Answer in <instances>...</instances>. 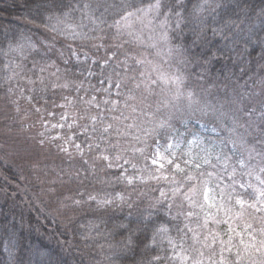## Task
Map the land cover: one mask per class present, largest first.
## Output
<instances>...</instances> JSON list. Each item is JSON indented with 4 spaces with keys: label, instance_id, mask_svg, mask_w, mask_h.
I'll return each mask as SVG.
<instances>
[{
    "label": "trees",
    "instance_id": "16d2710c",
    "mask_svg": "<svg viewBox=\"0 0 264 264\" xmlns=\"http://www.w3.org/2000/svg\"><path fill=\"white\" fill-rule=\"evenodd\" d=\"M88 2L63 0L64 6L51 8L50 0H0V264H147L156 254L166 258L163 264H181L178 257L167 259L175 256L181 244L175 226L183 228L189 224L196 228V224L183 217L173 220L163 210L158 211L159 206L148 208L159 196V189L167 190L171 185L164 181H137L132 185L105 186L93 179H83L81 183L74 175L78 170L81 178L91 175L84 171V161L91 164L93 153L87 152V134L83 131L88 122L81 119L90 106L83 101L93 96L101 101L108 99L106 88L115 99L117 90L102 81L116 66L117 59L122 61L128 50L134 54L151 52L135 42L125 43L124 49L118 51L117 44L131 41V37L125 34L114 38L115 29L108 27L111 17L104 25L90 22L82 10ZM148 2L136 0V6ZM167 2L171 4L172 0ZM197 2L183 0L189 10ZM50 16L59 17L62 23L49 20ZM204 18L208 27L199 35V25L194 21L186 20L179 29L173 23L168 29L173 49L179 46L181 52H173L174 62L199 88L196 91L206 97L204 100L223 104L229 115L235 113L244 126L239 131H247L252 142L259 137V129L264 128V0H221V7L211 15L206 12ZM226 21L235 24L222 35H215L212 29ZM52 25H57L56 31ZM83 34L89 38L84 39ZM21 36L27 40H21ZM17 44L24 45L22 52L9 51L10 46L15 48ZM65 82L69 83L68 88L53 87ZM96 111L93 108L92 114ZM203 123L206 130L196 123L188 127L215 139L228 136L227 131L220 130L232 126L230 120L212 123L205 118ZM175 125L184 132L179 123ZM88 127L90 131V123ZM213 128L217 131L213 132ZM69 137L85 147L83 157L65 143ZM157 140L164 144L162 138ZM142 164L139 162V166ZM124 167L129 173L135 171L129 165ZM119 171L109 169V176L102 178L108 179ZM105 192L123 193L129 202L136 201L139 211H151L153 221L167 223L177 249L170 248L167 240L145 249L143 242L145 236L150 241L151 228L146 233L136 231L132 244L126 245L130 230L135 229L140 218L129 215L133 209L119 200L107 209H97L94 202L87 201L88 193L103 196ZM73 200L86 203L76 205ZM195 211L201 212L199 219L203 222L206 213ZM209 227L224 229L227 225L216 226L209 220ZM188 236L192 233L188 232ZM191 243L188 239L183 246Z\"/></svg>",
    "mask_w": 264,
    "mask_h": 264
},
{
    "label": "snow or ice",
    "instance_id": "6c2138e0",
    "mask_svg": "<svg viewBox=\"0 0 264 264\" xmlns=\"http://www.w3.org/2000/svg\"><path fill=\"white\" fill-rule=\"evenodd\" d=\"M49 6L62 7L63 0H50ZM219 7L221 0H198L190 10L183 0H172L171 4L167 0H149L139 7L136 0H89L82 10L87 19L97 25L107 24V19L111 17L112 23L108 27L115 29L114 38L119 39L125 34L131 37V41L117 44L119 51L124 49L125 43L135 42L138 46L145 43L142 32L136 29L137 24L153 30L159 27L157 39L166 44L169 43L168 29L173 23L179 29L186 20L194 21L199 25V35L208 27L204 14L207 12L211 15ZM64 15L67 16V12ZM52 19L57 24L62 23L59 17L50 16L49 20ZM234 24V21H226L212 31L215 35H222ZM52 30L56 31L57 25H52ZM72 35L75 37L76 34ZM83 38L89 37L83 34ZM21 40L27 38L21 36ZM30 46L35 48V45ZM148 46L157 47L156 43ZM23 48V44H17L15 48L10 46L9 51L22 52ZM174 51L181 54L177 46L175 49L169 47L168 55L171 56ZM159 54L157 51L156 55ZM104 63L107 65L108 59ZM40 71L44 72L45 68H40ZM39 79L43 82V77ZM184 80L183 73L179 71H163L146 55L125 51L124 59H117L116 66L102 81L109 82L117 90L116 98L113 99L106 88L104 92L109 94L108 99L101 101L93 96L83 101L90 106L81 119L88 122L83 125V131L87 134V152L93 153L89 158L91 164L88 160L84 161L87 165L84 171L91 175L81 178L79 170L74 175L81 179V183L83 179H93L105 186L114 183L132 185L137 181L142 184L164 181L171 185L167 190L159 189V196L153 198L148 208L159 206L158 211L163 210L173 220L183 217L189 223H195L196 228L189 227V224H184L183 228L175 226L181 244L175 256L167 257L168 260L178 257L181 264H264V128L259 129L258 138L249 142L247 131H239L244 126L234 112L229 115L224 111L223 104L218 106L200 99L192 91H184ZM69 86L68 82L53 85L62 88ZM182 101L183 107H180ZM93 108L97 110L95 114H92ZM261 115L264 116V112ZM205 118L212 123L230 120L232 126L226 129L228 136L206 138L188 127L194 120L199 122ZM174 122L184 128L183 133ZM68 127L72 128V124ZM248 127H252L250 122ZM212 131L216 132L217 129L213 128ZM157 137L164 140L163 145L159 144ZM149 139L152 140L151 144L148 143ZM65 143L71 144L82 157L86 154L85 147L72 142L70 137ZM61 150L68 152L66 147ZM139 162H143L142 166H139ZM124 165H129L135 171L129 173ZM109 169L120 171L112 173L108 179L102 178L109 176ZM141 195L147 196L148 193ZM117 200L130 209H137L129 215L135 214L140 218L135 229L130 230L126 245L132 244L136 231L146 233L151 228L150 241L145 236L143 242L145 249L152 245L158 247L164 240L168 241L170 248L177 249L175 238L169 234L168 224L153 221L151 211H147V214L139 211L140 206L136 201L129 202V197L123 193L87 195V201L94 202L97 209L114 206ZM73 203L80 205L86 201L73 200ZM195 209L206 213L203 222L199 219L201 212ZM210 209H215V212ZM209 220L213 225L226 224L227 227L210 228ZM188 232L192 233L191 237ZM188 239L192 243L184 247ZM165 259L159 254L151 255L147 264H163Z\"/></svg>",
    "mask_w": 264,
    "mask_h": 264
},
{
    "label": "rangeland",
    "instance_id": "374dc122",
    "mask_svg": "<svg viewBox=\"0 0 264 264\" xmlns=\"http://www.w3.org/2000/svg\"><path fill=\"white\" fill-rule=\"evenodd\" d=\"M136 29H137V31L142 32V38L145 41V43L140 45V46H144L147 49H150V51H151L150 54L144 53V55L147 56L148 60H152L154 63L158 64L161 67V70H163V71H168V72H172V73H176L179 71L181 73L180 68L176 65V64H178V62H174L175 55L174 54H172L171 56L168 55L169 47L173 48L171 43H170V40H169V43L166 44L163 41H159L157 39L159 36L160 30H158L157 28H155V30H153L152 28H145L139 24L136 25ZM152 43H156L157 47L152 48V47L148 46ZM157 51H159V53H160L159 55H156ZM184 77H185V80H184L183 90L194 92L196 94V96L202 100L206 99V97L204 95H201L200 92L196 91V90H199V88L195 85H192L191 80L187 79V77L185 75H184ZM157 91H159V89ZM209 99H214V97H211ZM220 102L221 101H219L218 103H220ZM183 103L184 102L182 101L180 107H183ZM192 123H196L203 130L207 129L205 127V124L203 123V119L199 120V122L194 120ZM224 131H226V127L223 128L222 130H220V133H222ZM150 140L151 139H149L148 141H150ZM182 147H183V145H182ZM256 162H258V161H254V163H256Z\"/></svg>",
    "mask_w": 264,
    "mask_h": 264
},
{
    "label": "clouds",
    "instance_id": "9594fccd",
    "mask_svg": "<svg viewBox=\"0 0 264 264\" xmlns=\"http://www.w3.org/2000/svg\"><path fill=\"white\" fill-rule=\"evenodd\" d=\"M133 211H137V209H133Z\"/></svg>",
    "mask_w": 264,
    "mask_h": 264
}]
</instances>
